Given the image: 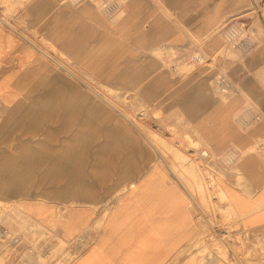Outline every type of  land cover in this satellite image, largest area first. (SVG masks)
Listing matches in <instances>:
<instances>
[{
	"label": "crops",
	"instance_id": "crops-1",
	"mask_svg": "<svg viewBox=\"0 0 264 264\" xmlns=\"http://www.w3.org/2000/svg\"><path fill=\"white\" fill-rule=\"evenodd\" d=\"M7 1L0 16L10 25L0 32L27 34L31 41L0 42L9 49L6 56L0 51V80L7 82V98H18L0 108V144L8 142L5 129L31 135L36 117L49 120L37 145L16 144L0 154V165L15 172L9 182L30 170L46 175L48 162L49 171L62 168L78 152L73 147L80 139L94 137V129L109 137L120 125L114 108L96 101L94 90L62 87L65 64L107 98H120L114 103L128 99L148 111L151 121L180 130L210 159L231 165L225 191L232 210L243 227L264 228V0ZM112 1L122 7L109 17L103 5ZM234 30L253 42L251 50L229 46ZM219 75L230 94L214 88ZM35 96L56 103L26 102ZM35 113L54 115H18ZM254 116L260 120L247 125ZM115 171L114 176H139L115 216L80 222L37 213L42 201L0 200L29 210L28 216L0 217V264H200L194 244L204 225L178 175L158 166L140 174ZM16 192L21 189L10 191ZM83 224L87 232L80 235Z\"/></svg>",
	"mask_w": 264,
	"mask_h": 264
},
{
	"label": "rangeland",
	"instance_id": "rangeland-1",
	"mask_svg": "<svg viewBox=\"0 0 264 264\" xmlns=\"http://www.w3.org/2000/svg\"><path fill=\"white\" fill-rule=\"evenodd\" d=\"M9 2L12 5L13 1ZM6 8L8 1L0 0V10L4 9L6 12ZM9 20L6 16H0L2 30H7L5 25H10ZM8 38L11 41H31L27 34L0 32V42ZM7 50L9 49L0 48L3 52L1 56H6ZM63 68L67 76L63 79L62 87L76 86L94 90L98 95L95 97L96 101H106L114 108L118 118H121L120 125L114 129L116 132L113 130L109 133L112 135L106 138L99 136L100 131L94 129L95 136L80 139L79 144L73 147L78 152L70 153L72 158L67 162L64 159L62 168L59 166L56 170L49 171L48 162L46 175L37 176V171L30 170L24 177L16 174L14 182H9L8 179L15 175L14 170L7 169L5 163L0 165V178L5 177L0 180V200L42 201L39 205L42 208L35 210L37 213L74 217L80 222H87L93 217L115 216L123 209L121 197L130 193L139 179L138 175L114 176L115 170L126 168L137 170L131 172L140 174L141 171L158 166L170 169L178 175V181L192 196L197 206V219L204 225L194 244L196 252L200 254L196 257L200 264H264V228L243 227L228 201L225 183L227 172L232 169L231 165L227 168L222 160L199 158L203 151L201 146L192 143L189 137H181L180 130L166 128L151 121L152 115H149L148 111L135 108L126 98H123L122 105L118 104L120 98H107L103 95L101 87L80 77L69 66L63 64ZM6 83L0 80V108L3 109L5 105H12L18 99L14 96L7 98ZM49 86L51 85L48 83L47 87ZM65 99L64 97L63 100ZM114 99L117 102L114 103ZM26 102L32 105L56 103L55 98H48L46 101V98L39 96L29 98ZM18 115L45 116L54 113ZM1 116L3 112H0V118ZM155 118L158 117L155 115ZM36 120L31 135H24L22 130L17 128L5 129L4 141L8 142L0 144V154L10 153L8 151L16 144L27 142L37 145L39 141L44 140L43 133L49 120L38 121V117ZM63 139L65 140V137ZM183 140H186V143ZM189 154H195L198 160H195L196 156ZM188 170L193 171L189 173ZM58 173H62V176H58ZM13 188L21 189V192L10 193ZM118 199L119 203L113 207ZM55 203H60L62 208L48 207ZM21 206L25 205L0 204V217L28 216L29 210ZM82 227L80 235L86 234L88 225L83 224ZM102 227L103 225H95V228Z\"/></svg>",
	"mask_w": 264,
	"mask_h": 264
},
{
	"label": "built area",
	"instance_id": "built-area-1",
	"mask_svg": "<svg viewBox=\"0 0 264 264\" xmlns=\"http://www.w3.org/2000/svg\"><path fill=\"white\" fill-rule=\"evenodd\" d=\"M121 7L122 6L118 1H112V2L105 3L103 5V10L106 12V14L109 17H113L119 13ZM246 40H247V37L245 38L243 37V35L241 37V33L237 30H234L231 32L230 37H229V46H231L233 49L242 47V50L244 52H248L249 50L252 49L253 42L247 43ZM195 59H196L195 61L197 62L201 60L200 58H195ZM214 88L216 89L218 93H221V94H230L231 92L230 86L225 80V77L223 75H219L215 79ZM259 120H260L259 116H254L253 120H251L250 122H247V125L251 124L252 122H258ZM200 157L203 160H209L211 158L208 151L206 150H203L200 153ZM232 161L234 160L232 159ZM228 163H232V162L229 161Z\"/></svg>",
	"mask_w": 264,
	"mask_h": 264
}]
</instances>
